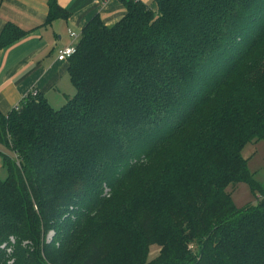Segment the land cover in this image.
Returning <instances> with one entry per match:
<instances>
[{"label": "trees", "instance_id": "1", "mask_svg": "<svg viewBox=\"0 0 264 264\" xmlns=\"http://www.w3.org/2000/svg\"><path fill=\"white\" fill-rule=\"evenodd\" d=\"M68 14L50 1L48 21ZM24 35L7 23L0 49ZM67 61L61 107L31 93L0 111L17 155L0 264H264V195L237 209L227 191L260 187L242 153L264 140V0H130Z\"/></svg>", "mask_w": 264, "mask_h": 264}, {"label": "crops", "instance_id": "2", "mask_svg": "<svg viewBox=\"0 0 264 264\" xmlns=\"http://www.w3.org/2000/svg\"><path fill=\"white\" fill-rule=\"evenodd\" d=\"M50 1L0 0V33L9 22L25 31L22 38L0 49V111L3 114L19 106L34 90L54 108L62 100L63 105L73 93L74 85L69 61L58 59L59 50L75 43L70 33L81 34L95 16L107 25L119 21L130 0H56L69 14L66 18L48 21ZM140 1L150 4L153 0ZM0 147L7 146L0 144Z\"/></svg>", "mask_w": 264, "mask_h": 264}, {"label": "rangeland", "instance_id": "3", "mask_svg": "<svg viewBox=\"0 0 264 264\" xmlns=\"http://www.w3.org/2000/svg\"><path fill=\"white\" fill-rule=\"evenodd\" d=\"M74 93L75 89L70 97H72ZM62 101L55 104V107H61V103H63ZM0 150L3 152V154H11L12 152L7 147H0ZM242 154L247 161L248 170L250 171L252 177L260 183V187H258L259 189H254L248 182H240L233 188L228 187L227 191L230 192L233 205L237 209H242L246 206L257 204L258 197L264 195V140L247 144L244 147ZM7 173V168L3 161V155H0V178L5 179L7 177ZM53 233V231L48 233V242L52 241ZM29 244L32 245L33 243L29 242ZM193 245L190 244L189 249L194 248L195 251L198 250V243H194ZM158 254L159 247L157 245H152L148 254V262H151L153 259H155Z\"/></svg>", "mask_w": 264, "mask_h": 264}, {"label": "built area", "instance_id": "4", "mask_svg": "<svg viewBox=\"0 0 264 264\" xmlns=\"http://www.w3.org/2000/svg\"><path fill=\"white\" fill-rule=\"evenodd\" d=\"M71 37L75 41V43H72L62 49L59 50L58 52V59L61 61H67L68 58H70L76 51V44L79 41L81 34H77L75 32L70 33ZM32 95L36 96L38 95V92L34 90L32 92ZM19 106H16L15 108L17 109ZM14 157L17 158V155L15 154ZM17 163L19 164V161L17 160Z\"/></svg>", "mask_w": 264, "mask_h": 264}]
</instances>
